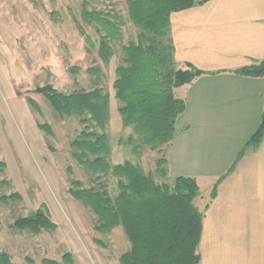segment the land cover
<instances>
[{
	"label": "rangeland",
	"instance_id": "374dc122",
	"mask_svg": "<svg viewBox=\"0 0 264 264\" xmlns=\"http://www.w3.org/2000/svg\"><path fill=\"white\" fill-rule=\"evenodd\" d=\"M84 0H0V197L19 193L21 199L0 200V252L9 253L16 264L30 256L36 264L44 258L59 260L71 253L72 264H120V257L131 247L122 226L110 234L95 230L97 217L86 204L69 192L73 180L85 187L105 183L112 198L119 192L113 175L96 179L72 155L71 142L84 125L77 117H61L46 96L35 91L52 85L71 93L102 87L110 94V122L104 132L109 136L112 165L130 160L156 174L157 151L144 149L141 158L127 144L131 128L123 125L114 82L123 63V45L137 41L140 30L131 21L128 0H87L90 9L116 11L124 19L123 39L105 63L79 31ZM84 22V21H83ZM94 40L96 30L87 25ZM97 70L98 72L94 71ZM34 99L37 110L28 101ZM49 124L54 134L39 128ZM169 182V179L166 180ZM46 204L56 230L33 234L12 225Z\"/></svg>",
	"mask_w": 264,
	"mask_h": 264
},
{
	"label": "trees",
	"instance_id": "16d2710c",
	"mask_svg": "<svg viewBox=\"0 0 264 264\" xmlns=\"http://www.w3.org/2000/svg\"><path fill=\"white\" fill-rule=\"evenodd\" d=\"M208 0H128L131 21L140 33L137 41L123 45V63L117 68L114 82L115 96L123 125L132 129L127 144L135 156L141 158L144 149L157 151L156 174L164 182L147 173L143 166L126 160L112 165V148L104 132L110 122V94L102 87L61 92L52 85L37 88L61 117H77L84 125L71 142L73 157L85 166L96 179L113 175L118 179L119 192L112 198L105 183L99 187H85L81 180H73L70 194L89 206L97 217L95 230L110 234L122 226L131 242L130 249L120 257V264H199V244L203 230V212L195 200L201 189L194 177L179 176L174 185L168 180L166 147L176 135L178 118L186 110V102L176 89L193 83L204 71L187 63L179 67L175 59V45L171 34V15L174 12L204 4ZM81 16L76 24L88 44L99 57L109 63L116 44L123 39L124 19L120 13L90 9L83 1ZM92 26L98 34L94 40L87 31ZM98 72L97 70L93 69ZM246 76L264 77V60L255 61L237 71ZM30 105L39 110L37 102ZM48 134L54 131L49 124L39 126ZM264 136V112L260 127L247 142L245 149L259 145ZM6 166L0 162V171ZM1 185V183H0ZM213 193V196H215ZM19 193L1 196V201L21 199ZM12 227L40 234L56 230L46 204L29 216L18 218ZM63 262L72 264L67 253ZM0 264H16L7 252H0ZM25 264H36L27 256ZM43 264H62L53 258H44Z\"/></svg>",
	"mask_w": 264,
	"mask_h": 264
},
{
	"label": "crops",
	"instance_id": "0c3cea01",
	"mask_svg": "<svg viewBox=\"0 0 264 264\" xmlns=\"http://www.w3.org/2000/svg\"><path fill=\"white\" fill-rule=\"evenodd\" d=\"M179 67L205 72L176 89L186 102L166 147L169 183L194 177L203 212L199 264H264V77L237 71L264 60V0H208L174 12ZM215 196H213V193Z\"/></svg>",
	"mask_w": 264,
	"mask_h": 264
}]
</instances>
